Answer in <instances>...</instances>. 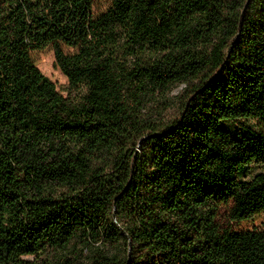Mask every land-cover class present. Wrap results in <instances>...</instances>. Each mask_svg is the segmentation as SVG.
<instances>
[{"label":"trees","instance_id":"16d2710c","mask_svg":"<svg viewBox=\"0 0 264 264\" xmlns=\"http://www.w3.org/2000/svg\"><path fill=\"white\" fill-rule=\"evenodd\" d=\"M93 3L0 0V264H264V229L229 225L264 212V0H111L143 37L124 70L113 33L65 50ZM46 47L67 95L17 61Z\"/></svg>","mask_w":264,"mask_h":264},{"label":"rangeland","instance_id":"374dc122","mask_svg":"<svg viewBox=\"0 0 264 264\" xmlns=\"http://www.w3.org/2000/svg\"><path fill=\"white\" fill-rule=\"evenodd\" d=\"M111 11V0H94L92 13V34L91 36L80 42L76 48H66L68 52L76 53L85 65H89L94 61L95 58L101 54V41L109 34L113 33L121 44L119 49V59L121 68L128 69L132 63V56L134 47L137 42L143 39L142 36L130 35L125 31H121L113 22ZM17 61L20 65L25 64H34L39 70L45 75L48 76L56 86L57 91L62 95H67V77L64 76L56 62L54 61L53 50L50 47L39 50H25L17 53ZM182 84H175L171 86V89L167 92V97L170 101H176L177 96L182 91ZM156 106H161L157 104ZM21 108V106H20ZM21 110H23L21 108ZM159 110V108H158ZM176 107L171 106V108L165 109L157 113L165 120L172 119L176 116ZM153 115H156L154 111ZM223 127L227 129L233 135L236 134V131H239L241 134L247 135L250 130H257L258 125L254 119H240L234 122L227 121L223 123ZM138 151V148L136 147ZM139 152V151H138ZM261 172L264 174V166H252L246 174L248 177L253 174ZM222 212L225 210L221 209ZM220 223H227V220L221 215L219 217ZM229 225L235 231L245 230V229H264V212L252 216L248 220L230 222ZM25 259H33V256H24Z\"/></svg>","mask_w":264,"mask_h":264}]
</instances>
